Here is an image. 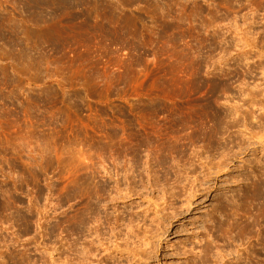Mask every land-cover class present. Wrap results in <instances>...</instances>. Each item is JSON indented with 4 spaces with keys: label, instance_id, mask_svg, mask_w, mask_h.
Returning <instances> with one entry per match:
<instances>
[{
    "label": "rangeland",
    "instance_id": "1",
    "mask_svg": "<svg viewBox=\"0 0 264 264\" xmlns=\"http://www.w3.org/2000/svg\"><path fill=\"white\" fill-rule=\"evenodd\" d=\"M264 0H0V264H264Z\"/></svg>",
    "mask_w": 264,
    "mask_h": 264
},
{
    "label": "bare ground",
    "instance_id": "2",
    "mask_svg": "<svg viewBox=\"0 0 264 264\" xmlns=\"http://www.w3.org/2000/svg\"><path fill=\"white\" fill-rule=\"evenodd\" d=\"M262 108H264V106H262ZM241 259H243V258H241V255H239V257H237L236 263H234V264H239Z\"/></svg>",
    "mask_w": 264,
    "mask_h": 264
}]
</instances>
